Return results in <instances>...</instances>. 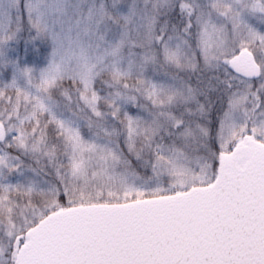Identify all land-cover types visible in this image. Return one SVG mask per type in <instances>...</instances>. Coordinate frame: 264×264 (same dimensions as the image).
Here are the masks:
<instances>
[{"label":"snow or ice","instance_id":"6c2138e0","mask_svg":"<svg viewBox=\"0 0 264 264\" xmlns=\"http://www.w3.org/2000/svg\"><path fill=\"white\" fill-rule=\"evenodd\" d=\"M0 264H264V0H0Z\"/></svg>","mask_w":264,"mask_h":264}]
</instances>
